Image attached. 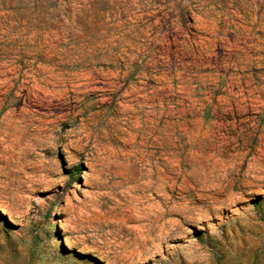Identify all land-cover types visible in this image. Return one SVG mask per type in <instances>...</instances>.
<instances>
[{
  "label": "rangeland",
  "instance_id": "rangeland-1",
  "mask_svg": "<svg viewBox=\"0 0 264 264\" xmlns=\"http://www.w3.org/2000/svg\"><path fill=\"white\" fill-rule=\"evenodd\" d=\"M0 264H264V0H0Z\"/></svg>",
  "mask_w": 264,
  "mask_h": 264
}]
</instances>
